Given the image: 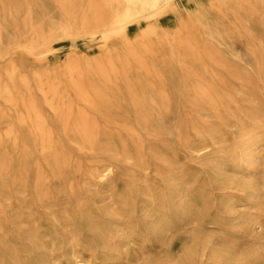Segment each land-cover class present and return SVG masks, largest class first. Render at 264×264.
I'll list each match as a JSON object with an SVG mask.
<instances>
[{"label":"bare ground","instance_id":"obj_1","mask_svg":"<svg viewBox=\"0 0 264 264\" xmlns=\"http://www.w3.org/2000/svg\"><path fill=\"white\" fill-rule=\"evenodd\" d=\"M240 1L0 0V264H264V30L209 16Z\"/></svg>","mask_w":264,"mask_h":264},{"label":"rangeland","instance_id":"obj_2","mask_svg":"<svg viewBox=\"0 0 264 264\" xmlns=\"http://www.w3.org/2000/svg\"><path fill=\"white\" fill-rule=\"evenodd\" d=\"M208 0H199L201 4H205ZM241 5L240 10L235 16H232L229 12H214L210 11L209 16L211 18L217 17V26L219 30H227V34H231V30H264V9L256 8L254 9L255 5L252 4H261L262 2L258 0H253V2H238ZM191 7V5H188ZM186 6V8H188ZM175 30H170V33L174 32ZM194 40L198 41L199 30H194ZM238 51H242V48L239 47ZM59 59L54 60L50 63V66L57 67L59 66L64 60V55H60ZM7 61H0V68L3 69ZM45 66H36L30 64L29 70L37 69L38 71H42ZM192 165V164H191ZM247 203L241 202L236 203V210L234 216L238 215L239 212H243L247 209ZM227 217V216H226ZM227 218H221L220 220L225 221L228 220ZM230 220V219H229Z\"/></svg>","mask_w":264,"mask_h":264}]
</instances>
